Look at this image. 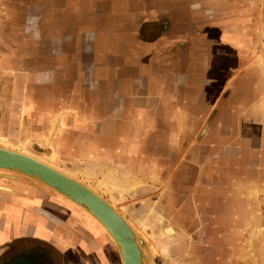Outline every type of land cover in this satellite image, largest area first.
<instances>
[{"label":"crops","instance_id":"1","mask_svg":"<svg viewBox=\"0 0 264 264\" xmlns=\"http://www.w3.org/2000/svg\"><path fill=\"white\" fill-rule=\"evenodd\" d=\"M20 6L0 25V143L127 200L137 231L172 226L193 249L170 262L264 264V0ZM11 176L0 264L121 263L86 210Z\"/></svg>","mask_w":264,"mask_h":264},{"label":"water","instance_id":"2","mask_svg":"<svg viewBox=\"0 0 264 264\" xmlns=\"http://www.w3.org/2000/svg\"><path fill=\"white\" fill-rule=\"evenodd\" d=\"M0 170L41 182L65 196L99 221L116 242L123 264H155L138 231L99 194L56 168L24 153L0 146ZM15 178L11 175H3ZM133 226V225H132ZM136 236V237H135ZM118 244V245H117Z\"/></svg>","mask_w":264,"mask_h":264},{"label":"rangeland","instance_id":"3","mask_svg":"<svg viewBox=\"0 0 264 264\" xmlns=\"http://www.w3.org/2000/svg\"><path fill=\"white\" fill-rule=\"evenodd\" d=\"M5 2H7V4L9 5L8 2H11L10 0H0V25L1 24H4V19H5V16H6V13L9 12L10 14V11L13 10L16 14H20L23 12L22 10V7L20 6V0H17L14 5V3H12L11 6H7L5 5ZM14 33L16 35H20L21 34V28H18L14 31ZM17 41V39H16ZM0 145H2L3 147H7V148H14V149H18V150H26L29 154L30 152L27 150V149H24V148H21L19 145L16 146V145H13V144H10V143H6V142H2L0 143ZM46 163V162H45ZM0 175H14L13 173H10L8 171H3V170H0ZM91 187V186H90ZM109 188V187H107ZM94 191L98 192V190L96 188H92ZM112 189H114L113 185H112ZM108 192H111V188H109ZM99 193V192H98ZM108 200V199H106ZM114 207L115 209L121 213L124 217L128 218V219H131L132 217L134 218V216H130L128 214H123L120 210L122 211H126V209L124 208V204L127 202V200H119L120 202L117 203V201L114 199L113 201L115 202V204L108 200ZM119 204H121V206H119ZM120 208V210H119ZM132 220V219H131ZM130 223V222H129ZM131 224V223H130ZM132 225V224H131ZM101 227V226H100ZM168 227V226H167ZM102 228V227H101ZM134 228V226H133ZM166 227L163 228V230L165 229ZM139 235H141L146 243V245H149L150 247V250H151V255L156 259V263L157 264H178V263H174V262H170V258L169 256H171L173 254V256H176V254L178 255H181V254H187V251L190 252L193 248L191 247H184V245L182 246V243L180 240H176L174 239V237L177 235V232L174 236H170V237H163V231H160V232H146V231H138ZM161 234V240L163 239L164 240V247H162L161 245V240H158L157 239V236ZM117 253H119V251H117ZM115 255V252L112 253V259H108V260H105L104 264H122V263H119V260L115 259L114 255ZM120 255V254H119ZM169 258V259H168ZM166 259L168 260L169 263H166ZM121 262V260H120Z\"/></svg>","mask_w":264,"mask_h":264},{"label":"bare ground","instance_id":"4","mask_svg":"<svg viewBox=\"0 0 264 264\" xmlns=\"http://www.w3.org/2000/svg\"><path fill=\"white\" fill-rule=\"evenodd\" d=\"M3 147V146H2ZM3 148H6V149H9V148H7V147H3ZM15 151H18V152H21V153H24V154H26V155H30L26 150H18V149H15ZM36 158V157H35ZM41 161V160H40ZM43 162V161H42ZM45 163V162H44ZM47 164V163H46ZM48 165H50V164H48ZM51 166V165H50ZM53 167V166H52ZM92 189V188H91ZM106 189L107 190H109V188H107L106 187ZM6 190V189H5ZM93 190V189H92ZM8 191V190H7ZM94 191V190H93ZM94 192H96V191H94ZM96 193H98V192H96ZM106 200V199H105ZM109 204H110V206H112L113 208H114V210L118 213V211L115 209V207L108 201V200H106ZM87 214H88V212H87ZM120 214V213H119ZM99 222V221H98ZM128 224H130L129 222H128ZM99 225L102 227V229H104L107 233H108V231L106 230V228L99 222ZM130 227L132 228V230H133V233H134V235H135V232H134V229H133V226L130 224ZM176 234V230L172 227V226H168V227H166L164 230H163V237L165 238V237H170V236H174ZM108 235L110 236V238L112 239V241L114 242V244L116 245V242L114 241V239L111 237V235L108 233ZM136 237V236H135ZM161 240V239H160ZM118 245V244H117ZM161 245H162V247H164V240L162 239L161 240ZM118 250H120V253L122 254V251H121V248H120V246H119V249ZM121 263L123 264V260H122V255H121Z\"/></svg>","mask_w":264,"mask_h":264},{"label":"flooded vegetation","instance_id":"5","mask_svg":"<svg viewBox=\"0 0 264 264\" xmlns=\"http://www.w3.org/2000/svg\"><path fill=\"white\" fill-rule=\"evenodd\" d=\"M52 252V251H51ZM52 258L54 259V264H56V257L51 253ZM48 263V262H47Z\"/></svg>","mask_w":264,"mask_h":264}]
</instances>
